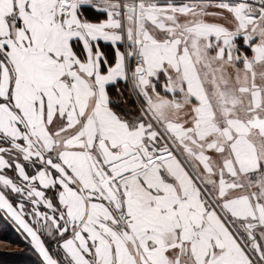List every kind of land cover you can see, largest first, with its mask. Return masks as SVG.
Segmentation results:
<instances>
[{
  "label": "snow or ice",
  "instance_id": "snow-or-ice-1",
  "mask_svg": "<svg viewBox=\"0 0 264 264\" xmlns=\"http://www.w3.org/2000/svg\"><path fill=\"white\" fill-rule=\"evenodd\" d=\"M0 216L39 264H264V0H0Z\"/></svg>",
  "mask_w": 264,
  "mask_h": 264
},
{
  "label": "trees",
  "instance_id": "trees-1",
  "mask_svg": "<svg viewBox=\"0 0 264 264\" xmlns=\"http://www.w3.org/2000/svg\"><path fill=\"white\" fill-rule=\"evenodd\" d=\"M6 232L7 235L15 238V246L22 245L24 247L23 254L20 255V257L15 256H1L0 257V264H35L39 263L38 258L31 252L27 241L23 239L22 236H20L18 233H16L10 223L6 222L2 216H0V233ZM8 236V237H9Z\"/></svg>",
  "mask_w": 264,
  "mask_h": 264
},
{
  "label": "rangeland",
  "instance_id": "rangeland-1",
  "mask_svg": "<svg viewBox=\"0 0 264 264\" xmlns=\"http://www.w3.org/2000/svg\"><path fill=\"white\" fill-rule=\"evenodd\" d=\"M6 234V232H1L0 233V255L4 256H15V257H20L21 254H23V251L25 250L22 245H17L15 246V238L11 237ZM7 237L8 240L10 241L9 243L5 244L4 243V238ZM0 256V257H1ZM39 264V263H35Z\"/></svg>",
  "mask_w": 264,
  "mask_h": 264
}]
</instances>
